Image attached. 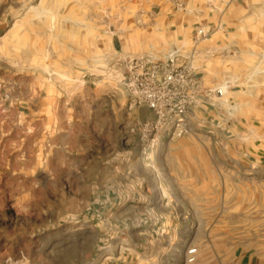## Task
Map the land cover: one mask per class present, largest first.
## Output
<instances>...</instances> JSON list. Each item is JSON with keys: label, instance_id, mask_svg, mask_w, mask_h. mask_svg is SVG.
I'll return each mask as SVG.
<instances>
[{"label": "crops", "instance_id": "obj_1", "mask_svg": "<svg viewBox=\"0 0 264 264\" xmlns=\"http://www.w3.org/2000/svg\"><path fill=\"white\" fill-rule=\"evenodd\" d=\"M118 4L115 0L112 7ZM121 4L140 14L125 21L124 58L161 56L191 44L195 26L206 27L210 37L197 46L201 54L196 66L206 87H225L230 108L199 112L191 119L196 133L165 140L149 163L136 139L125 141V91L122 74L113 65L119 51H110V65L103 64V49L112 43L103 38L96 19L78 18L70 28L71 19L63 18L60 39L55 40L53 24L33 16L36 0H0V41L6 47L12 41L26 43L33 33L44 34L35 51L22 50L20 56L46 60L37 93L2 87L0 76V121L46 123L47 169L65 170L73 152L81 156L84 184L94 187L90 199L104 211L98 215L108 219L107 230L121 234L103 241L94 264H183L173 252L195 215L189 203L207 201L192 192L213 185L214 156L223 170L244 175L245 181H264V0ZM2 55L15 53L0 50ZM73 75L79 82H70ZM139 114L153 116L147 108ZM219 121L224 130L208 128ZM0 130V138L21 137ZM239 264H264V252L255 250Z\"/></svg>", "mask_w": 264, "mask_h": 264}, {"label": "rangeland", "instance_id": "obj_2", "mask_svg": "<svg viewBox=\"0 0 264 264\" xmlns=\"http://www.w3.org/2000/svg\"><path fill=\"white\" fill-rule=\"evenodd\" d=\"M116 1L117 9L112 7L115 0H36L38 9L33 16L39 23L53 24L55 40L60 39L63 18L71 19L70 28L76 27L73 21L78 18H95L103 38L112 43L103 49L102 62L110 65V51L118 50L113 64L117 69L127 52L125 21L136 20L140 14L121 4L126 0ZM42 36L36 32L26 43L12 41L6 47L0 41V50L15 53L0 56L2 87L37 93L46 60L20 54L35 51L37 38ZM54 61L61 62V58ZM70 82L79 80L73 75ZM126 122L125 115L124 135ZM1 128L21 137L0 138V264H94L103 241L121 234L107 230L111 224L98 215L104 211L90 199L94 187L84 184L81 156L73 152L65 170L47 169L46 123L6 118V122L0 121ZM214 160L213 185L192 192L207 196V201L189 203L195 215L190 218L189 231L179 234L183 241L173 252L176 258H183V264L184 253L191 246L198 252L195 264H239L255 250L264 252V181H245L244 175L220 168L216 156Z\"/></svg>", "mask_w": 264, "mask_h": 264}, {"label": "built area", "instance_id": "obj_3", "mask_svg": "<svg viewBox=\"0 0 264 264\" xmlns=\"http://www.w3.org/2000/svg\"><path fill=\"white\" fill-rule=\"evenodd\" d=\"M210 37L202 25L194 27L191 44L169 50L161 56L125 57L118 69L125 91V141L136 139L141 157L152 162L156 149L165 141L194 135L191 119L208 108L222 110L228 106L223 85L206 87L196 62L197 46ZM147 108L152 117L142 118L139 111ZM221 121L210 130H224ZM160 191L162 186L159 184ZM197 248L189 247L186 262L195 263Z\"/></svg>", "mask_w": 264, "mask_h": 264}]
</instances>
